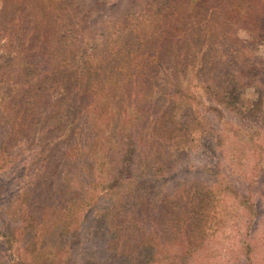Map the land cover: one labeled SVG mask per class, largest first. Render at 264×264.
<instances>
[{"label":"trees","instance_id":"obj_1","mask_svg":"<svg viewBox=\"0 0 264 264\" xmlns=\"http://www.w3.org/2000/svg\"><path fill=\"white\" fill-rule=\"evenodd\" d=\"M57 1L0 0V29L4 32L7 31L6 28H11V33L5 32L11 36L0 42V195L6 187L13 185L11 197L0 199V264H156L155 260L148 257L151 250L153 251L152 246L144 244L142 236L146 232L144 224L149 219L148 214L156 204L152 200L156 194L153 192L173 176L170 166L171 147L175 144L176 150L183 149L186 142L181 139L187 130L193 135H198L203 133V127L205 128V124L194 116L190 119L195 127L186 128L183 113L190 109L194 94L189 91L188 84L183 88L181 85L187 72L196 67L199 58L202 59V54L200 56L191 49L198 52L203 44H206V39L200 37V23L206 15H201V22L199 18L194 20V23L189 21L182 36H173L169 40L164 38L157 42L163 57L170 63L161 70L158 84L154 85V88L149 84L146 90L149 98L160 99V110H153L154 116L151 120L147 116L144 117V111L141 113L140 110L141 122L137 125L133 123L134 118L128 116V123L122 126L110 123L102 134L103 140L93 142L90 138V142L101 151L95 163L91 158H86L85 149H82L85 141L89 140L88 135L84 133L85 127L90 128L84 120L87 109L91 107L100 83H120L125 74L119 73L116 68L112 69L116 64L110 67L107 59L102 58L97 62L95 54L84 57L77 55L78 45L66 48L61 44L59 32L52 27V22L57 19ZM251 1L222 0V7L243 16L241 25L236 27L238 30L249 32L252 27V17L247 11ZM256 1L258 8L264 10L261 0ZM237 2L238 4H235ZM201 3L203 0H188L186 5L190 8L187 12H195ZM182 12L185 13L186 10ZM14 13L17 16H14ZM259 17L264 21V12ZM5 22L12 24L10 28L4 25ZM107 30L103 36V46L109 41L110 31ZM165 32L169 33L168 30ZM115 33L117 34L116 30ZM232 34L233 32L227 36L232 38ZM193 35L197 36V42L192 40ZM116 37L111 42L117 44L116 48L120 46L117 50L121 52V42L117 43L120 37ZM232 39H236L237 43H247L246 39H239L235 33ZM81 41L85 45L88 43L86 38ZM129 41L130 39H127L122 45L125 46L124 51L127 54L130 51ZM81 48L84 47L80 46ZM54 54L57 56L53 60ZM61 54L63 56H60ZM158 57L155 56L157 59ZM242 63L235 68L236 74L242 79L239 82L241 86H249L255 96L253 100L247 99V102H251L250 111L241 107V110L245 111V116H241V128L243 126L249 131L247 136L253 149L251 154L257 160L242 174L239 187L230 186L228 175L224 168H221L219 161L216 160L203 169L208 177L205 178L207 188L217 190V195L213 197L214 205H209V208L212 206L216 214H222L228 197L235 199L232 201V207L239 209L244 231L241 232L239 254L233 252L232 264H264V257H260L264 252V241L259 239L260 232H264V163L260 164L262 160L258 158L261 153L259 141L264 139V116L260 118L255 113L259 111L257 109L260 102H264V68L259 65L257 58L246 57ZM105 67L108 74L100 73V69ZM148 67L155 70L154 65ZM12 72L13 76L10 75ZM228 72L229 70L226 73ZM237 75L232 77L235 84H238ZM136 85L141 84L136 81ZM135 88L140 90L138 86ZM202 88L206 95H210L211 84L204 82ZM224 91L225 94L229 92ZM132 96L137 100L139 98L137 91ZM82 97H89V104H82L85 102L81 100ZM215 97H218V94ZM220 98H223V94ZM120 99L121 97L116 101L120 102ZM72 102H79V105ZM48 105L55 109L61 106V114H58L57 110H48ZM40 107L43 108L41 114ZM205 110H215L217 114L219 112L216 108H211V105ZM78 112L83 128L79 126V170L75 171L73 151L70 148L72 144L69 141L73 136L77 119L75 114ZM65 113L71 117L66 119L64 132L59 136H52L51 143L48 141L39 144L40 152H34L31 157L26 158L17 156L21 148L13 152L12 148L22 138L20 133L27 132L25 121L41 119L39 123L43 129L42 137H45V134L49 135L53 128L59 125L57 121L60 119L56 116ZM237 113L240 114V110ZM18 114L19 119L23 120L15 122V115L17 118ZM178 114H181V117L177 118ZM245 118L247 121H244ZM49 121L53 126L44 128L43 125ZM146 135L151 136V141L147 140L148 136L144 137ZM29 139L32 141L33 138ZM190 140L192 139L188 141ZM147 141L153 148L161 146L164 155L157 154L158 161L150 165L146 174L150 178L147 179L145 175L141 180L140 172L136 171H140L141 161L146 155L144 149ZM50 149L53 153L57 152L56 160L45 156ZM41 152L46 153L40 156L38 153ZM237 152L238 149L234 150V154ZM14 173V178H10L9 175ZM143 183H146L150 193L141 192ZM130 185H134V191L131 193L133 199L129 202ZM185 185L186 181L173 184V194L177 197L184 194ZM209 192L210 190L206 191L208 195ZM100 194L106 197L108 202L112 200L103 212L95 205ZM213 198L210 197V202H213ZM202 200L203 197L196 201ZM165 202L163 197L157 204L163 205ZM199 209L200 213L204 212ZM77 214L79 217L76 219ZM107 215H111V218ZM181 221L185 224L184 239L176 250L168 252L169 257L165 264H181L178 260L194 253L197 245L202 242L200 237L192 241V236H189L194 232L200 234V226L196 225L192 229L191 222H186L185 219ZM147 235L149 234L145 236ZM152 239L158 247L160 242L156 236H152ZM46 247L55 254L44 250ZM257 252L261 253L254 259Z\"/></svg>","mask_w":264,"mask_h":264},{"label":"rangeland","instance_id":"obj_2","mask_svg":"<svg viewBox=\"0 0 264 264\" xmlns=\"http://www.w3.org/2000/svg\"><path fill=\"white\" fill-rule=\"evenodd\" d=\"M260 2L264 5V0ZM57 3L55 7L57 19L52 22V27L59 32L58 36L62 38L61 44L63 43L66 48L67 46L76 47L78 45L76 47L78 49L77 55L84 57L89 54H95L97 62L98 60L101 61L102 58L104 60L107 59L110 62V67L116 64L114 65L116 67H111L112 69L116 68V71L125 74V78L120 83H100L97 86L96 97L91 107L87 109V116L84 120L85 122L87 121L90 128L85 127L84 133L88 135L89 140L85 141L82 149H85L84 155L87 156L86 158H91L95 163L101 151L98 150L95 144L90 142V138H92L93 142L103 140L102 134L107 130L110 123L122 126L124 123H128L131 116V118H134L133 123L137 125L141 122L139 120L141 119L140 112L144 111V117L147 116L151 120L154 116L153 110H160V104H162L160 99L153 100L149 98L148 90H146L149 84L152 88L158 84L161 78V70L166 64L170 63L169 60L163 57L157 42L161 39L164 40V38L169 40L173 36H182L189 21L194 23V20L199 18L201 22V15H206L204 21L200 23V37L206 39V44H203L202 49L198 52L191 49L195 53L200 54V56L202 54V59L199 58V61H196V67L191 72H187L188 74L185 75L181 85L183 88L186 86L185 84H188L189 91L194 94V102L193 100L190 102V109L183 113L186 128L195 127V124L192 125L190 119L194 116L196 120L198 119L203 125L205 124V128L203 127L204 132L193 135L187 130L181 139L186 142L184 146L182 144L183 149L176 150L174 148L175 144L171 147L170 159L172 164L170 166L173 176L165 185L156 186L158 188L153 192L156 194L152 198L156 204L152 206L151 212L148 214L149 219L144 224L146 232L142 236H144V244H151V249H153L148 257L150 256L151 260H155L156 264H165L168 261V252L176 250L184 239L185 224L181 220L185 219L186 222H191L190 228L192 229L196 225L200 226V234L194 232L192 235L189 234V236H192V241L200 237L202 242L197 245L194 253L178 260L181 264H232L233 252L234 254H239L241 232L244 231V228L241 227L239 209L232 207V201L235 199L227 197L226 200L228 202L226 201L223 213L216 214L213 211L212 206L215 202L214 196L217 195V190L211 187L207 188L205 178L208 177L205 175L203 168L216 160L219 161L221 168H224L228 175L227 181L233 188L241 185L242 174H245L257 160L251 154L253 149L250 145L251 142L248 141L247 133L249 131L245 130L243 126L241 128V116H245V111L241 110V107L248 108V111H250L251 102H247V99L253 100L255 94L251 93L249 86H241L239 81L242 79L236 74L235 68L238 65H242V61L246 57L257 58L259 65L264 68V21H261L259 17L264 10L258 8L256 0L250 2L247 6V11L252 17V27L249 32H245L236 29L244 20L243 16L239 13L234 14V12L222 7V0H203L198 9L191 13L187 12L190 8V6L186 5L188 0H58ZM235 4H238V2ZM184 9L186 10L185 13L182 12ZM198 12L199 14H197ZM9 15L11 14L9 13ZM13 15L17 16L15 13ZM56 22L58 25H56ZM5 23L4 25L8 28L12 25L11 23ZM232 28L233 30H231ZM6 30L3 32L0 29V42L7 36H11V34L10 36L8 35L9 32L11 33V28L10 30L6 28ZM106 30L107 32L110 31L109 41L103 46L102 40ZM166 30L169 31L168 34L165 32ZM180 30L182 31L181 33ZM5 32L8 34H5ZM232 32L239 39H246L247 43H237L236 39H232L233 34L230 35L232 38L227 36ZM86 35L87 37H85ZM116 36L120 37L117 43L121 42L119 43L122 47L121 52L118 51L120 46L116 48L117 44L114 45L111 42ZM83 37L88 41L87 45L82 44L81 40H84ZM127 39H130L128 44L130 51L128 54L124 51L125 46H122ZM192 40L197 42V36L193 35ZM80 46L84 48L80 49ZM226 49H230V51ZM188 52L191 53L190 50ZM56 56L54 54L52 59H56ZM60 56H63V54ZM155 56H159L158 59ZM147 65H154L155 70ZM105 69L106 67L101 68L100 73L108 74ZM227 70H229L228 74L226 73ZM6 75L9 77L14 74L12 72L10 75ZM235 75H237L238 84H235L232 79ZM231 79L232 81H230ZM136 81L143 86L136 85ZM204 82L211 84L210 95H206L204 88H202ZM137 86L140 90L135 88ZM224 90H229L228 94L223 93L225 92ZM136 91L138 92V100L132 96ZM216 94H218V97H215ZM221 94H223L222 99L220 98ZM89 97H82L81 100H85L82 104H89ZM120 97V102H117L116 100H119ZM73 104L79 105V102H74ZM209 105H211V108H216L219 111L218 114L215 110L207 112L205 108ZM47 108L48 110H57L58 114L62 112L61 106L55 109L48 105ZM39 110H41V114L43 108L40 107ZM239 110L240 114L237 113ZM257 110L259 111L255 112L257 113L256 116L262 118L264 116V102H260ZM19 117V114L17 118L15 115V122L23 120L19 119ZM56 117L60 119L57 121L59 125L53 128V130L56 129L54 132L52 130L49 135L45 134V137H42L43 129L39 123L42 121L41 119L36 120V118H33L29 122H27L28 120L25 121V125L28 128L27 132L24 131L25 134L24 132L20 133L22 138L12 148L13 152L21 148L17 156L22 155V158L31 157L34 152L35 154L40 152L39 144L47 143L48 141L51 143L53 141L51 139L52 136H59L63 133V127L67 122L66 119L71 116L65 113ZM75 117L77 119L74 124V132L69 142L72 144L70 148L73 151L74 170L78 171L79 136L81 135L79 126H81L82 122L79 120V112L75 114ZM179 117H181V114L177 115V118ZM245 120L247 121V118ZM100 123L101 126H99ZM43 126L47 128V126L52 127L53 124L49 121ZM81 127L83 128V126ZM101 128L103 129L100 130ZM147 136V140L151 141V136L146 135L144 137ZM262 136H264L263 133ZM29 138H33L32 141ZM189 139L192 140L188 141ZM259 142L261 143V153L258 154V158L262 160L259 162L262 164L264 163V139ZM49 148L51 147L49 146ZM237 149V154H234V150ZM144 150L146 155L141 161L140 171H136L137 173L140 172L141 180L150 170V165L158 161L156 156L164 155L161 146L153 148L149 141L145 144ZM48 151L49 153L45 156L56 160L57 152L53 153L54 151L51 149ZM44 153L46 152L38 154L41 156ZM95 167L97 168V166ZM14 175L16 173L10 174L9 177L14 178ZM145 177L147 179L150 178L149 175ZM185 181L184 194L182 193L179 197L175 196L173 194V184L176 182L185 183ZM130 186L129 193L131 194L134 191V185ZM142 187V193L148 194L151 192L148 191L146 183H143ZM11 189H13V185L6 187L0 195V199L11 197ZM208 190L211 192H209V195L206 193ZM163 197L164 202L166 200L163 204L165 206L160 203L158 205L157 202ZM201 197H203L202 202H197L196 200ZM210 197H214L213 202H210ZM132 199L133 195L131 194L128 199L129 202ZM98 200L95 205L100 212H103L108 203L112 202V200L108 202V199L101 194L98 195ZM209 205H212L211 208H209ZM199 208L203 209L204 212L200 213L201 210ZM75 217L77 219L79 214ZM108 217L111 218V215ZM198 218H200V221ZM129 232L131 231L129 230ZM262 233L264 232H260V241H264V234ZM146 234L149 235L145 236ZM151 235L153 238L156 236L161 245L159 244L158 247L154 245ZM44 250L55 254L48 247ZM259 253L261 252H257L253 258L256 259ZM260 257H264V252L260 254ZM257 264L261 263L257 262Z\"/></svg>","mask_w":264,"mask_h":264}]
</instances>
